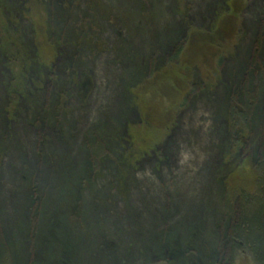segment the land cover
Instances as JSON below:
<instances>
[{
	"label": "rangeland",
	"instance_id": "1",
	"mask_svg": "<svg viewBox=\"0 0 264 264\" xmlns=\"http://www.w3.org/2000/svg\"><path fill=\"white\" fill-rule=\"evenodd\" d=\"M176 38L184 52L167 63ZM263 38L264 0H0V217L13 263H222L225 193L258 181L263 52L246 88L248 153L234 147L231 160L222 125ZM34 50L55 69L39 94ZM86 143L104 144L105 161L90 163Z\"/></svg>",
	"mask_w": 264,
	"mask_h": 264
},
{
	"label": "trees",
	"instance_id": "2",
	"mask_svg": "<svg viewBox=\"0 0 264 264\" xmlns=\"http://www.w3.org/2000/svg\"><path fill=\"white\" fill-rule=\"evenodd\" d=\"M19 5H20V9L24 8L22 7V2L20 1H19ZM4 6H7L6 3ZM171 32H175V31H168L167 33L171 34ZM49 39H51L50 35H49ZM34 40H36L35 37L33 38V47L37 51V46ZM50 41L51 44L53 43L52 45L54 47L59 49L56 55L57 59L54 63L55 64L54 68H56V63H58L60 59L61 47L59 43H56L54 40L51 39ZM173 41H174L173 44H175L176 46L175 45L172 46L173 48L172 52L170 54V57L167 58L166 62L175 64L180 62L185 47L184 44H178L177 38L174 39ZM262 41L258 43L257 45L258 47H256L255 50L256 53L254 52L253 60L250 62V65L246 73L243 76H241L243 81L246 82V85L243 86L242 84L239 91H237V94L235 95L230 94L228 97L229 100L228 108L226 109L225 112L226 119L225 122H223L222 128L223 130L225 129L226 132L225 134V136H227L226 151L228 156L231 157V160L235 156L232 155L231 153L234 147L237 148L236 154L239 153L246 154L245 152L248 153L249 141L252 134V117H253V112L255 110L256 99L249 95V90L246 88H248V78L250 76L256 78L258 71L262 70L261 60L259 58L262 52L264 54V38ZM166 42L167 44L171 43L168 40ZM128 45L127 47H125V49L128 48L129 50L130 47H128ZM167 47H169V45H167L166 48ZM36 51H35V57H36L35 64H38L37 65L38 68H35L31 71L32 76L34 75V78L31 81V90L39 94L42 92V89L39 88L40 85L38 86V83L43 80L42 75L43 74L46 75L49 79L51 78V76H53L55 69L53 68V70L51 71V69L48 68V66L40 65L38 63L39 55H37L38 53L36 54ZM8 57L10 56L5 51L0 40V64L2 66L4 65L3 63L4 60L6 61L8 66L10 65ZM131 57L129 52V56H128L129 60H132ZM225 61H226L225 58H222L219 61L218 67L220 68V70L224 67ZM59 64L61 65L60 61ZM142 65L140 67H142ZM36 78L39 81H35ZM33 81L35 82L33 83ZM201 85L202 84L194 85V88H192V93H196L198 88H202ZM242 88L244 89L242 90ZM7 97L10 102L11 98L10 96H8V94ZM189 101L190 100H186V104H188ZM129 106L130 103L129 104L126 103V108L128 109L127 112H129L128 116L137 113L135 110H131ZM40 108L42 115H44L43 124H45V126H48L49 123L47 122L46 116L50 117L52 115L47 108V101L44 104H42ZM5 114L8 121L11 122L10 120L11 114L8 112V110L7 112L5 111ZM26 121L28 122V120ZM29 123H28L29 126L31 125V127L34 130H36L37 126L33 125L31 121H29ZM2 130L3 129L0 128V131ZM244 133H246L247 136L245 135L243 138H241L240 135H244ZM89 146L90 145L88 143L85 144L86 151L88 152L89 162L90 163L96 161L97 163L104 162L106 158V154L108 153L106 146L102 143H97L92 148H89ZM257 154H258V158L256 161V170L258 174L257 176L258 181L256 182L254 190L247 191L242 189L239 191L238 194H236V197L231 196L230 193H225L223 200V208L227 222L225 223V227H224L225 229L221 230L222 233L220 232L222 234L221 235L222 237H220L222 244L220 249L224 252L223 253L224 261L220 264H236L238 258L242 254L243 255L247 254L254 264H264V139L262 140V142H260ZM224 160L228 161L229 159L226 160L225 158ZM231 162L232 161H228L229 166ZM0 164H1L0 165V176H1V172H2L1 167L3 166V164L2 163ZM118 179L123 180V176L119 174ZM188 240L189 238L184 244H187ZM169 244L170 243L164 245L163 247L164 249H162V253L164 258L170 260L173 257L170 253L171 247L169 246ZM185 246L186 248H188L189 244ZM0 264H14L11 256L9 244L7 243V237L4 234V228L1 217H0Z\"/></svg>",
	"mask_w": 264,
	"mask_h": 264
}]
</instances>
